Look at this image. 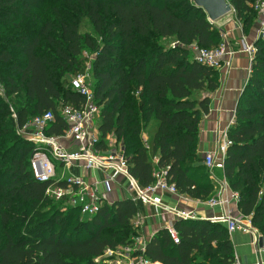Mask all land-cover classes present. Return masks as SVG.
<instances>
[{
    "label": "trees",
    "instance_id": "16d2710c",
    "mask_svg": "<svg viewBox=\"0 0 264 264\" xmlns=\"http://www.w3.org/2000/svg\"><path fill=\"white\" fill-rule=\"evenodd\" d=\"M227 1L248 36L262 0ZM84 20L91 33L81 32ZM222 42L223 30L192 0H0V264H106L108 249L140 237L131 198L104 202L86 217L47 195L64 180L41 183L33 174L36 147L22 131L52 112L47 133L63 137L68 124L60 110L84 104L71 82L87 72L101 111L99 146L108 148L109 136L122 144L142 188L167 170L181 195L208 200L215 183L199 155V134L221 74L197 63L193 46L213 51ZM255 46L227 132L224 175L264 246V41ZM174 230L179 244L162 230L146 245L152 264L234 263L225 225L188 219Z\"/></svg>",
    "mask_w": 264,
    "mask_h": 264
},
{
    "label": "built area",
    "instance_id": "2783aa9c",
    "mask_svg": "<svg viewBox=\"0 0 264 264\" xmlns=\"http://www.w3.org/2000/svg\"><path fill=\"white\" fill-rule=\"evenodd\" d=\"M255 10L259 14L258 38L264 41V0L256 3ZM213 51L199 49L193 46L194 60L204 66L219 69L226 58L235 55L234 51L229 50L224 42ZM241 50L248 55L252 70V62L256 54V47L249 45L243 39ZM72 87L85 100L80 108L63 106L60 114L68 124V129L63 137L52 136L47 133L48 128L54 122L55 116L52 112L35 118L22 133L27 139L35 144L31 158V166L35 179L41 183L51 182L57 179L58 166L62 170L72 167H80L84 171H98L105 174V179L97 183L94 187L88 186L82 178L71 176L62 178L65 181V187H53L47 190V195L57 201L66 200L70 206L80 208L83 216L91 217L96 215L100 207L106 201L108 193L113 190L114 175H120L127 179L131 199L136 203L162 207L164 211L175 214L181 220H194L195 215L192 212L172 209L163 205L162 197L159 193H168L180 195L175 184L170 182L167 176V170H159L155 173V181L147 188H142L139 183L129 173V162L123 152L122 144H113L104 151L99 149L101 143L98 121L100 118V108L96 104L92 84L90 83V74L74 77L71 82ZM27 130L28 134H27ZM69 140L75 145V149L66 148L64 141ZM231 146L224 134L223 142L219 144L217 153H209L204 158V164L210 171L214 179L213 171L224 170V161L228 147ZM101 184L103 191H99ZM229 184L226 181L222 191L217 197L211 198L207 203L211 207L226 206L228 199L224 197L223 192H230V198L239 201V195L228 189ZM214 223L227 225L229 235L235 231L248 233L250 230L239 220H233L229 217L214 219ZM138 227V223L135 225ZM172 240L175 244L180 243L179 234L174 230H169ZM146 243L140 238H136L131 245L108 249L101 260L106 264H152L145 257ZM99 261V260H98ZM233 264H240L238 259Z\"/></svg>",
    "mask_w": 264,
    "mask_h": 264
},
{
    "label": "crops",
    "instance_id": "0c3cea01",
    "mask_svg": "<svg viewBox=\"0 0 264 264\" xmlns=\"http://www.w3.org/2000/svg\"><path fill=\"white\" fill-rule=\"evenodd\" d=\"M232 14L233 13L230 15ZM218 23L219 22L215 24L218 25V27L226 26V24ZM226 27L225 31L227 34L223 33L225 36L224 42L227 44L229 50L235 52V55L231 58H226L224 62H222L221 67L217 69L221 74V86L216 92L209 95L210 112L203 118L200 125L199 155L203 159L207 154L217 153L219 151V144L223 142L224 134L227 133L229 128L234 124L236 108L250 76L249 70L251 63L248 55L241 50L242 40L244 39L246 43L254 47H256V42L260 40L258 38V20L248 36L242 33V30L237 24ZM144 138L145 141L149 140L148 135H145ZM106 143L107 147L117 144L113 136L107 137ZM64 145L66 148L75 149V145L69 140L64 141ZM99 149L104 151L106 148L99 147ZM154 162L157 164L158 159L155 158ZM61 172L68 174V176L80 177L91 187H94L97 183H101L105 179V174L101 172H86L80 167H72L67 170L61 169ZM212 174L214 176L215 190L208 200L199 201L189 199L181 194L172 195L168 193H159L162 197L163 205L169 206L172 209L192 212L196 217L194 220L214 222V219L221 217L239 220L250 232L235 231L230 236L234 247L235 259H238L240 264H264V247H260L262 236L252 228L250 219L241 215L238 209L239 201L232 200L230 198V192H223L222 195L229 201L226 206L211 207L208 205L207 202L211 198L217 197L227 181L224 170H215ZM114 180L113 190L111 193L107 194L105 201V203L110 205L132 197L128 190V181L125 177L114 175ZM98 189L100 192L103 191L101 184L98 186ZM228 189L231 190L230 187H228ZM137 204L138 213L133 219V223L134 225L138 223V227L135 226V228L139 231V238L146 244H148L160 231L174 229L176 222L181 220L175 214L164 211L162 207L144 205L140 202ZM223 225L227 228L226 224Z\"/></svg>",
    "mask_w": 264,
    "mask_h": 264
},
{
    "label": "water",
    "instance_id": "95a60500",
    "mask_svg": "<svg viewBox=\"0 0 264 264\" xmlns=\"http://www.w3.org/2000/svg\"><path fill=\"white\" fill-rule=\"evenodd\" d=\"M193 3L200 9H203L207 14L209 21L216 24L223 18L234 12L232 5L227 0H192ZM94 58V57H93ZM260 247L263 242H260Z\"/></svg>",
    "mask_w": 264,
    "mask_h": 264
},
{
    "label": "rangeland",
    "instance_id": "374dc122",
    "mask_svg": "<svg viewBox=\"0 0 264 264\" xmlns=\"http://www.w3.org/2000/svg\"><path fill=\"white\" fill-rule=\"evenodd\" d=\"M26 24H27V22H26ZM218 24H226V26H230V25L232 26V24H237L239 26V28L241 29L240 23L237 20L235 12H233L232 15H229V16L223 18L222 20H220ZM216 26L218 27V25H216ZM226 26L225 27H218V28L222 29L224 31L223 33L227 34V32L225 31V29L227 28ZM81 32L82 33H91L92 32V28H91L90 24L88 23V20L83 21L82 27H81ZM0 92L2 93L1 88H0ZM156 125H157L156 122H153V129L156 128ZM28 131L29 130H27V134H28ZM58 172L59 173L57 175V180H60L62 178L65 179L67 177H71V176H68V174L62 173L60 166H58Z\"/></svg>",
    "mask_w": 264,
    "mask_h": 264
}]
</instances>
